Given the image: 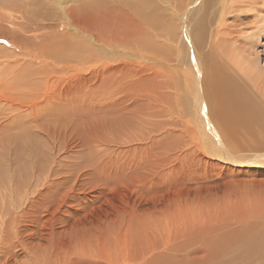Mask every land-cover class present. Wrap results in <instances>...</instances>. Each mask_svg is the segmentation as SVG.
Listing matches in <instances>:
<instances>
[{
  "label": "rangeland",
  "instance_id": "374dc122",
  "mask_svg": "<svg viewBox=\"0 0 264 264\" xmlns=\"http://www.w3.org/2000/svg\"><path fill=\"white\" fill-rule=\"evenodd\" d=\"M6 5L0 0V19L15 12ZM36 12L58 32L0 20V264H149L183 220L220 225L213 234L228 232L236 243L264 230V166L235 162L264 159L258 124L252 133L239 127L222 137L230 161L223 147H208L185 112L176 74L142 69L146 63L136 59L106 73L92 62L85 70L42 72L36 39L47 45L50 36H70L59 11ZM260 41L264 73V36ZM23 132L36 139L33 154L16 146ZM195 235L202 240L199 230ZM235 252L202 251L195 262L224 264ZM254 262L264 264V255Z\"/></svg>",
  "mask_w": 264,
  "mask_h": 264
},
{
  "label": "bare ground",
  "instance_id": "6f19581e",
  "mask_svg": "<svg viewBox=\"0 0 264 264\" xmlns=\"http://www.w3.org/2000/svg\"><path fill=\"white\" fill-rule=\"evenodd\" d=\"M7 1L8 9L15 12L1 19L9 18L11 24H19L23 30H30L33 22L34 30L43 28L58 32L54 31L58 24L43 18L36 7L49 14L54 9L59 11L60 24L68 26L69 40L47 31L45 35L52 34L56 39L50 36L47 45L36 39V47L44 49L40 53L41 49L36 48V55L41 57L44 67L42 72L50 73L51 66L62 71L85 70L87 63L92 62L98 71L106 73L109 66L120 65L119 60H140L146 63L142 69L176 74L178 80L183 78L180 83L185 91L180 96L185 112L197 123L208 147L224 149V159L233 161L227 154L223 138L238 131L239 127L252 133L254 124H258V133L264 136V106L255 102L256 95L264 98V73L258 71L260 54L257 50L264 36V0H164L163 11L167 13L160 12L162 9L156 2L159 0H57L54 9L49 6L52 0ZM16 13L22 20L19 23L14 21ZM176 28L180 29L178 38ZM27 133L15 138L16 146L33 154L39 148L32 133ZM133 140L136 141L135 136ZM21 160L20 165H23L26 158ZM235 162L240 166H264V159ZM4 172L5 166H0V174ZM183 224L181 230L172 229L162 242L164 248L159 252L162 254H154V258L159 256L155 261L151 258L149 264H198L195 259L202 251L209 256L212 253L230 255L229 252L235 250L237 256L228 257L224 264H254L264 255V230L236 243L234 235L228 232H222V237L213 234L220 225L203 222L199 226L194 223L188 226V221L184 220ZM198 230L201 241L195 235ZM179 247L182 252L178 251ZM233 247L235 249H231Z\"/></svg>",
  "mask_w": 264,
  "mask_h": 264
}]
</instances>
